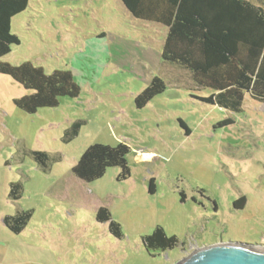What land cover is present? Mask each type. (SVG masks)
I'll return each instance as SVG.
<instances>
[{"label":"rangeland","instance_id":"obj_1","mask_svg":"<svg viewBox=\"0 0 264 264\" xmlns=\"http://www.w3.org/2000/svg\"><path fill=\"white\" fill-rule=\"evenodd\" d=\"M12 30L21 43L0 61L70 69L82 91L31 114L14 103L31 91L0 73V264H176L196 247L264 245V103L247 94L232 112L193 97L212 89L165 77L166 90L138 108L135 97L164 73L167 29L137 19L122 0H29ZM77 120L85 122L79 135L65 141ZM121 142L132 149L130 178L119 180V167L93 182L73 173L91 144ZM34 150L60 160L45 171ZM16 181L23 195L13 201ZM101 206L122 238L97 221ZM23 209L33 217L15 234L2 217ZM158 225L178 238L176 247L147 249L143 237Z\"/></svg>","mask_w":264,"mask_h":264},{"label":"trees","instance_id":"obj_2","mask_svg":"<svg viewBox=\"0 0 264 264\" xmlns=\"http://www.w3.org/2000/svg\"><path fill=\"white\" fill-rule=\"evenodd\" d=\"M137 19L158 23L166 27L162 50V72L135 97L138 108L145 107L155 96L167 88L165 77L191 89H212L207 96L193 97L232 112L243 110L249 94L264 103V0H122ZM29 0H0V58L10 54L21 38L12 30L13 18L27 9ZM0 73L11 76L31 92L15 98L18 108L36 113L44 107H56L64 96L78 97L82 87L70 69H56L47 73L43 66L32 61L14 65L0 61ZM83 120L72 123L64 140L78 136ZM182 126L189 132L184 122ZM131 147L124 142L115 146L94 143L81 155L73 173L82 181L93 182L104 176L110 167H119V180L131 176L128 155ZM35 161L45 171L52 160H60L43 150H34ZM149 191L156 192L155 178L150 179ZM23 195L21 181L10 184L9 197L18 201ZM246 198L235 206L242 208ZM34 211L18 210L6 215L5 226L19 234L27 227ZM98 222L109 223L110 232L117 238L124 236L122 225L113 219L108 206L97 212ZM149 251L168 250L179 244L176 236L168 235L158 225L151 234L143 237Z\"/></svg>","mask_w":264,"mask_h":264},{"label":"water","instance_id":"obj_3","mask_svg":"<svg viewBox=\"0 0 264 264\" xmlns=\"http://www.w3.org/2000/svg\"><path fill=\"white\" fill-rule=\"evenodd\" d=\"M176 264H264V245L215 243L196 248Z\"/></svg>","mask_w":264,"mask_h":264},{"label":"crops","instance_id":"obj_4","mask_svg":"<svg viewBox=\"0 0 264 264\" xmlns=\"http://www.w3.org/2000/svg\"><path fill=\"white\" fill-rule=\"evenodd\" d=\"M12 22H13V21H12ZM143 153H144V151H139L138 154H139L140 156L137 155V158H138V159L141 158V159L145 160V159L142 157ZM141 159H140V160H141ZM9 198H10V197H9ZM10 200H11V198H10ZM9 204H11V203H9ZM15 213H16V211H15ZM9 214H14V213L7 212V213H4V215L2 214V215H3V217H2L3 223H4V218H5V216H6V215H9Z\"/></svg>","mask_w":264,"mask_h":264},{"label":"flooded vegetation","instance_id":"obj_5","mask_svg":"<svg viewBox=\"0 0 264 264\" xmlns=\"http://www.w3.org/2000/svg\"><path fill=\"white\" fill-rule=\"evenodd\" d=\"M196 248H198V247H196Z\"/></svg>","mask_w":264,"mask_h":264}]
</instances>
